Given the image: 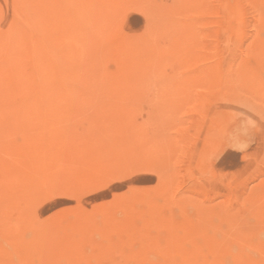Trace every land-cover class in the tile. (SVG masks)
I'll return each instance as SVG.
<instances>
[{
	"label": "rangeland",
	"instance_id": "1",
	"mask_svg": "<svg viewBox=\"0 0 264 264\" xmlns=\"http://www.w3.org/2000/svg\"><path fill=\"white\" fill-rule=\"evenodd\" d=\"M154 1L159 8H162L159 17L154 7L148 5L149 3L146 5V1L144 4L148 7L144 6L142 0H119V7L112 17L115 0H96V6L103 5L106 8L99 16L78 20L76 14L80 8L85 13L95 12L96 9L94 11L90 6L66 2L58 6L64 7L60 11L63 18L45 21L48 27L57 29V34H61L60 32L67 34L70 31L71 34H67V37L71 36L70 46L75 52H80V56L74 51L70 54L76 57L69 56L68 51V54L65 53L69 47L62 40L54 41L56 38L51 32L46 34L52 36L46 34L43 36L44 33H41L37 38L47 37L54 41L51 42V51L47 57L50 64L46 62L49 67L42 70L43 75L50 78L45 85L48 88L54 87L55 90L62 88L65 90L62 91L63 93H56L53 98L52 95L54 96L55 93L53 94L52 91V99L47 98L49 94L47 97L44 94L45 96L41 97L42 101L39 97L33 102L36 107L33 108V105L26 111L19 110L20 113L17 115H13L11 109L0 107V132H2L0 136V256L2 255L0 264H11V262L33 264L35 260H37L35 264H66L65 260L68 259L69 264L78 261V264L85 262L86 264H147L148 259L149 264H167V260L170 264H187L188 261L183 256L179 259V256L183 255L178 251L181 246L184 252L187 249L188 252L195 250V253L199 250L197 252L202 255L201 264H207L205 261H210L209 264H221L222 261L223 264L235 262L237 264L235 261L237 256L238 264L242 263L241 261L243 264L249 263L255 255L256 258L257 256L259 259L264 258L260 256L264 255V115H258L259 110V114H264V56L262 55L264 8L260 7L261 4L258 6L262 1ZM35 2L43 6L47 0L42 2L35 0ZM176 2L183 7L179 4H177L179 7H175ZM262 5L264 6V2ZM2 12L0 18L4 16V20L8 16L17 15L16 12H7V14H4L6 11ZM149 13L153 17H148ZM157 19L158 25L152 21ZM259 20L263 22L262 25ZM52 22H57V25ZM176 23L184 24L186 27L188 25V29L182 25V28L188 31L185 32L181 28L180 31L177 30L180 25ZM119 24L122 26L119 27ZM84 26H89L90 29ZM73 27L77 29L73 30L75 29ZM96 27L102 29L98 30L99 33L103 31L107 33L95 32ZM84 28L89 29L90 32ZM153 29L160 35L158 36ZM91 30H94V34ZM189 31L190 35L187 33ZM95 33L100 36V40ZM92 35L98 38H95L96 41L94 39L96 46L92 41L94 37H90ZM110 35L114 37L110 38ZM173 38L177 41L175 42L177 45L173 43ZM101 39L105 40V43ZM108 39L109 45L106 44ZM99 42L103 44L101 45L103 48L99 46ZM121 42L125 47L120 45ZM171 45L176 47L171 50ZM122 47L129 49L124 50ZM176 48L177 52H175ZM255 52L257 54H254ZM255 55L257 58L254 57ZM195 57L202 60L197 63L198 59ZM185 60L186 64H182ZM68 62L72 67H67ZM214 68L217 69L216 74L212 72ZM182 69L185 71L183 72ZM235 71L240 73L234 77ZM85 72L86 74L90 72V75L88 74L87 77ZM67 73L68 77L62 76ZM245 73L248 75L246 76ZM209 76L211 80L207 81ZM235 78L239 82H234ZM224 79L226 81L223 83ZM239 79L242 82L244 80L249 88L242 85ZM218 85L221 90L216 89ZM243 86L248 90L251 86L252 91L245 92ZM22 91L18 90L16 93L17 99L18 95L21 97L24 94ZM4 95L0 92L1 103L6 100L7 95ZM261 96H263L261 101L257 100ZM254 97L257 102L253 101ZM44 98L47 99L44 101ZM253 103L256 105L251 110ZM40 104L51 105L49 108L44 105V108ZM249 104L252 106L250 109L249 106L245 107ZM33 109L35 111H32ZM254 109L256 113L253 112ZM17 120L21 125H18L20 122ZM157 149L160 150L156 151ZM150 165L151 168H148ZM11 166L15 170L10 168ZM62 169L65 171L62 172ZM15 174L20 178L18 182H14ZM103 204L106 206L104 207ZM7 214L10 215L7 217ZM83 215L87 218L85 219ZM75 219L77 221L80 219L78 222L82 226L79 223L76 225ZM80 221L85 223L82 224ZM235 222L239 225L237 226ZM70 227L74 228L73 232ZM152 230L156 234L153 235ZM213 230L215 233L212 232ZM70 231L81 232L82 234L79 235L81 238L77 233L73 236ZM172 232H175L173 236H171ZM194 233L196 235H193ZM112 237L115 239L113 240ZM240 238L243 241L240 242ZM159 240L162 242L160 243ZM191 241L197 242L193 243L195 248ZM198 241H201L202 246ZM23 242L28 243L23 244ZM30 243L33 246L29 245L32 247L29 249L36 250L30 252L37 253L36 258L35 254L34 257L28 255L30 252L28 253L29 249L26 248ZM75 243H78V246ZM172 247L175 248L173 253ZM192 247L193 250H190ZM205 247H207L206 251ZM165 248L168 250L166 251ZM199 248L202 250L200 251ZM242 249L245 256L241 259ZM235 250L236 257H232ZM24 251L28 253L25 252L26 257ZM213 251L216 253L214 254ZM176 252L180 254H177L178 258ZM221 253L224 254L222 257ZM21 254L25 260L21 259L23 258ZM247 254L252 258L248 260ZM74 255L76 258H73ZM168 255L171 256V261ZM211 255L215 256L211 257ZM229 255L231 256L227 259ZM30 259L35 260L31 263ZM92 259L95 261L93 262ZM226 259H230L229 263ZM243 259L247 260V263H244Z\"/></svg>",
	"mask_w": 264,
	"mask_h": 264
},
{
	"label": "bare ground",
	"instance_id": "2",
	"mask_svg": "<svg viewBox=\"0 0 264 264\" xmlns=\"http://www.w3.org/2000/svg\"><path fill=\"white\" fill-rule=\"evenodd\" d=\"M40 1V0H39ZM43 0H41V2H42ZM128 1V0H127ZM143 1V4L145 3V1H146V5L148 4V5H150L151 7H154V9H155V11L157 12V14L156 15H158V14H160V13H162V8H159V5L157 4V2L156 1H154V0H142ZM160 1V0H159ZM183 1V0H182ZM197 1V0H196ZM252 1V0H251ZM254 1V0H253ZM259 1V0H258ZM262 1V3L264 2L263 0H261ZM66 2H74V3H77V4H80L81 6H90V7H92V10H94V9H96V11L95 12H84L83 11V9L81 10V8L78 10V13H77V11H75L77 14H76V18L78 19V20H82L81 18H84V17H86V18H89V17H92L93 16V18L95 17V16H99L102 12H104L105 10H106V8L102 5V6H96L97 4H96V0H54V1H52L51 0V2H48V0H47V3L45 4V5H43V6H41V5H39L37 2H35V0H0V12H2V11H6V13H4V14H7V12H9V13H12V12H16V16H13V15H11V16H8L5 20L3 19L4 18V16L3 17H1L0 18V27H1V29H0V92H1V94L3 95V94H5V95H7L6 96V100H4L3 101V103H1L2 105H0V107H2V108H8V109H11V110H13V111H11L12 113H13V115H17V113H20L19 112V110H24V111H26V109H30L33 105V108L34 107H36L35 106V104L33 103L35 100H38V98L39 99H41V97L44 95V94H46V97H47V94H49L48 95V97L47 98H49V99H52L53 97H55L56 96V93L58 94H60L62 91H64L65 89H56L55 90V88L54 87H47L46 85H45V83L47 84V82H48V78L49 77H47V76H45V74L43 75V73H42V70H44L46 67H47V63H49L50 64V61H49V58H47L48 57V55H49V52L51 51V46H52V44H51V42H54V41H59V40H62V42L65 44V45H67L69 48H67V49H69V50H66L65 51V53L68 51L69 52V56L71 55V56H75V55H72L73 54V51H74V53L76 54L77 52H75V50H74V48L73 47H71L70 46V44L72 43V41L71 40H69V38L71 37V36H69L68 35V37H67V34L68 33H70V31H68L67 29V31H68V33L67 34H65V33H63L62 34V32H60L61 34H57V29L55 28V27H48L47 25L48 24H45V21L47 20V19H52V18H59V20H60V17L61 18H63L62 16V13L60 12V11H62V9L61 8H64V7H58L59 6V4L61 3V4H63V3H66ZM114 2V1H113ZM130 2V1H129ZM192 2V1H191ZM195 2V1H194ZM118 3H119V0H115V5L113 6V9H112V17H113V14L114 13H116V10L118 9ZM262 3H259L258 4V6L260 5V7L262 6L263 8H264V6L262 5ZM69 4V3H68ZM106 4V3H105ZM124 4V3H123ZM127 4V3H126ZM177 4H179V2H176V6L175 7H179L180 5L183 7V5L182 4H179V6L177 5ZM70 6H71V4H69ZM145 4H144V6H146ZM208 5V4H207ZM73 6V5H72ZM76 6H78V5H76ZM95 6V7H94ZM108 6H109V4H108ZM124 6V5H123ZM129 7H130V5H128ZM132 6V5H131ZM149 6V7H150ZM137 7V6H136ZM146 7H148V6H146ZM182 7H180V9L182 10ZM259 7V8H260ZM261 7V8H262ZM67 8V7H66ZM65 8V9H66ZM127 8V7H126ZM198 8V7H197ZM164 9V8H163ZM192 9V8H191ZM202 9H205V8H202ZM109 10H111V9H109ZM153 10V9H152ZM176 10H177V8H176ZM208 10H209V6H208ZM258 10V9H257ZM259 10H261V9H259ZM11 11V12H10ZM149 11V10H148ZM151 11V10H150ZM160 11V12H159ZM174 11V10H173ZM178 12H179V10H177ZM206 11V10H205ZM210 11V10H209ZM209 11H208V15H209ZM264 11V10H263ZM68 12V11H67ZM70 12V11H69ZM72 12V11H71ZM129 13H130V11H128ZM136 12H138V10L136 11ZM140 12V11H139ZM147 11H145V13H146ZM155 12V13H156ZM159 12V13H158ZM3 13V12H2ZM73 13H74V11H73ZM92 13H94V14H92ZM195 13V12H194ZM91 14V15H90ZM121 14V13H120ZM124 14V13H123ZM150 14L151 13H149V16L148 17H153V15H151L150 16ZM154 14V13H153ZM187 14V13H186ZM189 14H191V13H189ZM264 14V13H263ZM65 15H67V14H65ZM118 15V14H117ZM147 15V14H146ZM206 15V14H205ZM120 16V15H119ZM160 15H158V17H159ZM167 16V15H166ZM104 17V16H103ZM107 17V16H106ZM116 17H118V16H116ZM122 17V16H121ZM156 17V16H155ZM70 18V17H69ZM73 18V17H72ZM72 18H70V19H72ZM86 18H84V20H86ZM107 18H110V16L109 17H107ZM119 18V17H118ZM138 18V17H137ZM157 18V17H156ZM155 18V19H156ZM183 18V17H182ZM186 18V17H185ZM256 18V17H255ZM66 19V18H65ZM69 19V20H70ZM102 19V18H101ZM149 19V18H148ZM152 19H154V18H152ZM162 19V18H161ZM171 19V18H170ZM192 19L193 18H191V21H192ZM257 19H259V17L257 18ZM15 20L17 21V22H15ZM54 20V19H53ZM52 20V21H53ZM57 20V19H56ZM76 20V19H75ZM75 20H73V21H75ZM77 20V21H78ZM83 20V21H84ZM87 20H89V19H87ZM115 20V19H114ZM137 20V19H136ZM164 20H165V17H164ZM168 20V19H167ZM194 20H196V19H194ZM62 21V20H61ZM76 21V22H77ZM139 21V20H138ZM154 23H157L156 25H158V19H157V21L156 20H152ZM166 21V20H165ZM179 22H180V19L178 20ZM184 21V20H183ZM183 21H182V23H183ZM186 21V20H185ZM258 21V20H257ZM48 22H49V20H48ZM51 22V21H50ZM54 22H55V20H54ZM54 22H52L53 24H56V23H54ZM59 22V21H58ZM71 22H72V20H71ZM91 22V21H90ZM101 22V21H100ZM99 22V23H100ZM170 22V21H169ZM168 22V23H169ZM188 22V21H187ZM186 22V23H187ZM259 22H260V25H262L261 23H263L262 21H260L259 20ZM259 22H258V24H259ZM61 23V22H60ZM116 23V22H115ZM114 23V24H115ZM117 23H119V22H117ZM116 23V24H117ZM154 23H152L153 25H155ZM161 23V22H160ZM160 23H159V25H160ZM171 23V22H170ZM185 23V22H184ZM185 23V24H186ZM191 23V22H190ZM65 24V23H64ZM78 24V23H77ZM101 24V23H100ZM99 24V25H100ZM107 24V23H106ZM178 26L180 25L179 23H176ZM188 24V23H187ZM257 24V25H258ZM57 25V24H56ZM56 25H54V26H56ZM61 25H63V24H61ZM66 25V24H65ZM68 25V24H67ZM75 25V24H74ZM171 25V24H170ZM182 25H184V24H181L180 26H179V28H177V30H179L180 28L182 29V30H184L183 28H182ZM188 25H190V24H188ZM188 25H187V27H186V25H184V27H186V29H188ZM207 25V24H206ZM264 25V24H263ZM76 26V25H75ZM80 25H78V27H79ZM86 26V25H85ZM84 26V27H85ZM91 26V25H90ZM98 26V25H97ZM114 26V28H115V25H113ZM120 26H122V24L120 25L119 24V27ZM150 26V25H149ZM152 26V25H151ZM177 26V27H178ZM191 26V25H190ZM189 26V27H190ZM195 26V25H194ZM193 26V22H192V27H194ZM259 26V25H258ZM57 27V26H56ZM61 27V26H60ZM80 27H82V26H80ZM89 26H87V27H85V28H88ZM107 27H108V25H107ZM111 27V26H110ZM109 27V28H110ZM157 27V26H156ZM167 27V26H166ZM170 27H172V26H170ZM174 27V26H173ZM200 27V26H199ZM209 27H211V26H209ZM68 28V27H67ZM70 28H72V26L70 27ZM73 28H75V27H73ZM84 28V29H85ZM92 29L94 28V26L93 27H91ZM98 27H96V29H97ZM102 28H103V26H102ZM108 28V30H111V29H109ZM113 28V29H114ZM154 28V27H153ZM159 28V27H158ZM77 28H75V29H73V30H76ZM79 29V28H78ZM89 29H90V27H89ZM89 29H85L86 31H89L90 32V30ZM103 29H105V27L103 28ZM107 29V28H106ZM164 29H165V25H164ZM167 29H169V27H167ZM180 29V30H181ZM185 29V30H186ZM199 29V28H198ZM65 30V29H64ZM95 30V29H94ZM94 30L92 31L91 30V32L94 34ZM99 29H97V30H95V32L96 31H98ZM100 30H102L101 28H100ZM99 30V31H100ZM153 30H155V29H153ZM157 30H159V29H157ZM179 30V31H180ZM184 30V31H185ZM190 30V29H189ZM255 30V29H254ZM99 31H98V33H99ZM167 31V30H166ZM171 31V30H170ZM186 31H188V30H186ZM185 31V32H186ZM209 31V30H208ZM214 31H215V29H214ZM48 32H51L52 34H53V36H54V38H56L54 41L52 40V39H47V37H44L43 39H40V38H37V36L38 35H40L41 33H44V34H42L43 36L46 34V33H48ZM64 32V31H63ZM88 32V33H89ZM104 32V31H103ZM103 32L102 33H99V34H103ZM106 33H107V31H105ZM104 32V33H105ZM154 32H156V34L159 36L160 35V33L158 32V31H154ZM158 32V33H157ZM182 32V31H181ZM180 32V33H181ZM91 33V34H92ZM118 33V32H117ZM130 33V32H129ZM150 33H152V30H151V32ZM164 33V32H163ZM162 33V34H163ZM184 33V32H183ZM182 33V34H183ZM189 35L191 34V32L189 31V32H187ZM186 33V34H187ZM209 33V32H208ZM71 34V33H70ZM90 34V33H89ZM88 34V35H89ZM90 34V35H91ZM96 34V36H98L97 35V33H95ZM109 34H110V32H109ZM108 34V35H109ZM114 34V33H113ZM112 34V35H113ZM116 34V33H115ZM155 34V33H154ZM155 34V35H156ZM165 34V33H164ZM200 34H202V33H200ZM214 34V33H213ZM72 35H74L73 34V32H72ZM107 35V37H109ZM112 35H110V38H111V36ZM121 35H123L122 33H121ZM126 35V34H125ZM124 35V36H125ZM151 35V34H150ZM184 35H185V33H184ZM258 35V34H257ZM46 36H52L51 34L50 35H47L46 34ZM95 35H92V36H90L91 38L92 37H94ZM158 36H157V38H158ZM187 36V35H186ZM39 37V36H38ZM99 37V39L98 38H96V37H94L93 38V42H94V39L96 38V39H98V40H100V36H98ZM102 37V36H101ZM104 38H105V34H104V36H103ZM112 37H114V36H112ZM119 37V36H118ZM133 37V36H132ZM151 37V36H150ZM42 38V37H41ZM109 38V39H110ZM175 38V37H174ZM174 38H173V43H177V41L176 40H174ZM191 38V37H190ZM190 38H186V39H190ZM193 38V37H192ZM197 37H195V39H196ZM96 39H95V41H96ZM108 39V40H109ZM132 39V38H131ZM149 39V38H148ZM181 39V38H180ZM202 39V38H201ZM102 40V39H101ZM108 40H106V44L107 45H109L110 44V40H109V43L107 42ZM112 40V39H111ZM192 40V39H191ZM206 40V39H205ZM228 40H229V38H228ZM227 40V41H228ZM260 40V39H259ZM88 41H91V40H88ZM102 41H104V43H105V40H102ZM119 41V40H118ZM127 41V40H126ZM132 41H133V39H132ZM151 41V40H150ZM155 41V40H154ZM153 41V42H154ZM172 41V40H171ZM226 41V42H227ZM205 42V41H204ZM211 42V41H210ZM230 42V41H229ZM259 42V41H258ZM97 43V42H96ZM103 43V42H102ZM136 43V42H135ZM156 43V42H155ZM172 43V45H174ZM175 43V44H176ZM190 43V42H189ZM214 43V42H213ZM51 44V45H50ZM94 44H95V42H94ZM93 44V45H94ZM106 44H105V46H106ZM129 44V43H128ZM130 44H131V42H130ZM191 44H192V42H191ZM260 44V43H259ZM92 45V46H93ZM98 45V44H97ZM101 45H103V44H100V42H99V46H101ZM120 45H124V44H122V42L120 43ZM170 46V47H172V49L171 50H173L176 46ZM177 45V44H176ZM179 45V44H178ZM190 45V44H189ZM212 45V44H211ZM233 45V44H232ZM94 46H96V44L94 45ZM131 46H132V44H131ZM135 46V45H134ZM153 46V45H152ZM157 46V45H156ZM208 46V45H207ZM102 47V46H101ZM120 47V46H119ZM124 47H125V45H124ZM174 47V48H173ZM178 47V46H177ZM179 47H180V45H179ZM188 47V46H187ZM192 47V46H191ZM71 48H73V50L71 49ZM103 48V47H102ZM123 48V47H122ZM127 48V47H126ZM126 48H123L124 50L126 49ZM156 48V47H155ZM169 48H168V50H169ZM106 50H107V48H105ZM114 49V48H113ZM127 49H129V48H127ZM158 49V48H157ZM162 49V48H161ZM216 49V48H215ZM254 49H256V48H254ZM253 49V50H254ZM55 50V49H54ZM53 50V51H54ZM110 50H112L111 48H110ZM131 50V49H130ZM170 50V51H171ZM176 51L175 52H177V48L175 49ZM179 50V49H178ZM252 50V51H253ZM257 50V49H256ZM52 51V52H53ZM62 51L64 52V49H62ZM104 51V50H103ZM164 51V50H163ZM210 51H211V49H210ZM209 51V52H210ZM51 52V53H52ZM68 52H67V54H68ZM112 52V51H111ZM114 52V51H113ZM112 52V53H113ZM120 52V51H119ZM126 52H127V50H126ZM254 52V51H253ZM256 52H258V51H256ZM254 53V54H257V53ZM70 53H72V54H70ZM79 53V54H78ZM77 54L80 56V52H78ZM121 53V52H120ZM129 53V52H128ZM164 53V52H163ZM163 53L161 54V55H163ZM204 53H206V52H204ZM261 53H262V51H261ZM260 53V54H261ZM264 53V52H263ZM262 53V55L264 56V54ZM55 54V53H54ZM119 54V53H118ZM178 54V53H177ZM189 54V53H188ZM207 54V53H206ZM252 54V53H251ZM254 54H252V55H254ZM106 55V54H105ZM122 55H123V53H122ZM166 55H167V52H166ZM244 55H245V53H244ZM65 56H66V54H65ZM109 56H111V55H109ZM121 56V55H120ZM190 56H192V55H190ZM197 57H198V55H196ZM201 56H202V54H201ZM76 57V56H75ZM74 57V58H75ZM163 58L165 57V56H162ZM207 57V56H206ZM255 58H257L256 57V55L254 56ZM113 58V57H112ZM148 58V57H147ZM163 58H162V60H163ZM185 59H187L186 57H184ZM190 58V57H189ZM188 58V59H189ZM196 58V57H195ZM262 58V57H261ZM110 59V58H109ZM196 59H198V58H196ZM47 60V61H46ZM120 60V59H119ZM181 60V59H180ZM189 60H191V58L189 59ZM188 60V61H189ZM195 60V59H194ZM202 60V59H201ZM200 59H198V60H196V62L197 63H199V61H201ZM255 60V59H254ZM262 60V59H261ZM122 61V60H121ZM258 61V60H257ZM47 62V63H46ZM118 62V61H117ZM237 62V61H236ZM252 62V61H251ZM70 62H68V64H69ZM186 64V60H185V62H183L182 64ZM192 63H194V62H192ZM203 63V62H202ZM67 64V67H72L71 66V64H69L68 65ZM122 64V63H121ZM134 64V63H133ZM191 64V63H190ZM107 65V64H106ZM120 65V64H119ZM119 65H117V66H119ZM194 65V64H193ZM245 65V64H244ZM189 66V65H188ZM197 66V65H196ZM49 67V66H48ZM48 67H47V69H48ZM183 67H185V66H183ZM182 67V68H183ZM193 67V66H192ZM205 67V66H204ZM207 67V66H206ZM211 67V66H210ZM83 68V67H82ZM132 68H134V67H132ZM189 68H190V66H189ZM201 68V67H200ZM199 68V69H200ZM217 68V67H216ZM216 68H214V69H212V72H213V74H216L217 72H216V70L218 69H216ZM237 68H239V67H237ZM241 68V67H240ZM206 69H208V68H206ZM245 69V68H244ZM248 69V68H247ZM67 70H68V68H67ZM70 70V69H69ZM68 70V71H69ZM134 70V69H133ZM183 70V69H182ZM187 70V69H186ZM236 70V69H235ZM241 69H238V71H240ZM249 70V69H248ZM71 71V70H70ZM85 71V70H84ZM185 70H183V72H184ZM205 71V69L203 68V72ZM237 71V70H236ZM236 71L234 72V77L236 76V75H238L239 73L237 72L236 73ZM250 71V70H249ZM249 71L247 72L246 71V73H249ZM66 72V71H65ZM116 72V71H115ZM211 72V71H210ZM241 72H242V70H241ZM186 73H187V71H186ZM198 73H200V71H198ZM220 73V72H219ZM245 73V74H246ZM255 73V72H254ZM89 75H90V72L88 73ZM88 74H86V72H85V75L87 76ZM110 74V73H109ZM112 74V73H111ZM116 74V73H115ZM206 74H207V72H206ZM210 73H208V75H209ZM213 74L211 75V76H213ZM231 74V73H230ZM230 74H229V79H230ZM253 74V73H252ZM47 75H49L50 76V74H47ZM65 75H67V77H68V73L67 74H64V75H62V76H64V77H66ZM84 75V76H85ZM88 75V76H89ZM113 75V74H112ZM112 75H110V76H112ZM117 75V74H116ZM208 75H207V77H208ZM248 74H246V76H247ZM85 76V77H86ZM87 76V77H88ZM95 76V75H94ZM184 76V75H183ZM220 76V75H219ZM241 76V75H240ZM239 76V78L241 79V77ZM251 76V75H250ZM63 77V78H64ZM86 77V78H87ZM107 77H109V76H107ZM113 77H114V75H113ZM238 77V76H237ZM204 78V77H203ZM211 77L209 76V78H208V80L207 81H209V80H211L210 79ZM215 78L217 79V76H215ZM227 78H228V76H227ZM232 78V77H231ZM244 78H247V77H244ZM252 78H254V77H252ZM226 79V78H225ZM224 79V81H223V83L226 81ZM239 79V80H240ZM49 80H50V78H49ZM113 80V79H112ZM116 80V79H115ZM176 80H178V78H176ZM181 80V79H180ZM179 80V81H180ZM222 80H223V78H222ZM231 80V79H230ZM235 80H236V78H235ZM53 81V80H52ZM170 81V80H169ZM203 81H204V79H203ZM220 81V80H219ZM229 81V80H228ZM175 82H177V81H175ZM183 82V81H182ZM189 81H187V83H188ZM216 82H217V80H216ZM234 82H239L238 81V79L236 80V81H234ZM240 82H242L241 80H240ZM247 82V81H246ZM253 82V81H252ZM210 83L212 84L213 82L212 81H210ZM220 83V82H219ZM218 83V84H219ZM227 83V82H226ZM230 83H232V82H230ZM214 84V83H213ZM232 84H234V83H232ZM259 84V83H258ZM257 84V85H258ZM215 85H216V83H215ZM226 85V84H225ZM225 85H222V86H225ZM238 85V84H237ZM241 87H242V85H245L246 87H248L246 84H245V82H244V80H243V82H242V85H241V83L239 84ZM253 85H254V83H253ZM256 84H255V86H257ZM221 86V85H220ZM240 86H239V88H240ZM228 87H230V86H228ZM227 87V88H228ZM238 87V86H237ZM244 88V86H243V88L244 89H246V91L245 92H247V88ZM53 89L54 88V90H51V89ZM223 88V87H222ZM226 88V87H225ZM225 88H224V90H225ZM236 88V87H235ZM238 88V89H239ZM249 88V87H248ZM260 88H262V87H260ZM216 89L218 90V89H220L219 88V85H218V87L216 86ZM244 89H243V91H244ZM255 89H257V87H255ZM18 90H20V91H22V93H24L21 97L18 95V99L16 98V96H17V94L16 93H18ZM216 90V91H217ZM221 90V89H220ZM229 90H230V88H229ZM232 90V89H231ZM237 90V89H236ZM52 91H54V92H52ZM226 91H228L227 89H226ZM239 91H241V90H239ZM251 92L252 90H251V86H250V90H248V92ZM51 92L54 94L55 93V95L53 96L52 95V98H51ZM69 92V91H68ZM20 93V92H19ZM63 93V92H62ZM243 93V92H242ZM253 93V92H252ZM254 93H255V91H254ZM253 93V94H254ZM258 93H259V91H258ZM65 94H67V93H65ZM228 94V93H227ZM249 94V93H248ZM4 95V96H5ZM252 95V94H251ZM250 95V96H251ZM261 95V94H260ZM264 95V94H263ZM45 96V95H44ZM43 96V97H44ZM232 96V95H231ZM234 97V96H233ZM232 97V98H233ZM251 97H253V96H251ZM250 97V98H251ZM262 97L263 96H261V98H258L257 100H260V99H262ZM5 98V97H4ZM47 98H44L43 100L45 101V99H47ZM232 98H229L230 100L232 99ZM236 98V97H235ZM244 98V97H243ZM236 99H238V98H236ZM264 99V98H263ZM239 100H241L242 101V99H239ZM248 101H249V99H247ZM41 101H42V99H41ZM47 101V100H46ZM238 101V100H237ZM236 101V102H237ZM244 101V103H246L245 102V100H243ZM253 101L255 102L256 101V98L254 97V99H253ZM261 101V100H260ZM36 102V101H35ZM49 102V101H48ZM235 102V101H234ZM257 102V101H256ZM45 103V102H44ZM47 103V102H46ZM238 103V102H237ZM236 103V104H237ZM243 103V102H242ZM258 103H259V101H258ZM257 103V104H258ZM254 104V106L252 107L250 104L249 105H247V106H245V107H247L248 108V106H249V109L251 108V110L255 107V103H253ZM37 105V104H36ZM40 105H42L44 108H45V106H47V104H40ZM49 105H51V104H49ZM49 105L47 106L48 108H49ZM259 105V104H258ZM41 106V107H42ZM53 106V105H52ZM241 106V105H240ZM237 107V106H236ZM244 107V106H243ZM261 107V106H260ZM36 109V108H35ZM52 109V108H51ZM255 109H257V110H259L258 108H255ZM255 109L253 110V112H255ZM46 110V109H45ZM50 110V109H49ZM256 110V111H257ZM262 110V109H261ZM30 111V110H29ZM32 111H35L34 109L32 110ZM32 111H30V112H32ZM38 111H40V109L38 110ZM37 111V112H38ZM47 111V110H46ZM249 111V110H248ZM264 111V110H263ZM8 112V111H7ZM22 112V111H21ZM5 113V112H4ZM28 113V112H27ZM26 113V114H27ZM33 113V112H32ZM256 113V112H255ZM259 113H260V110H259ZM258 113V115H264V114H259ZM31 114V113H30ZM22 115V114H21ZM22 117V116H21ZM25 117V116H24ZM24 117H22V118H24ZM263 117V116H262ZM1 118H3V117H1ZM8 118H9V116H8ZM14 118V117H13ZM18 118V117H17ZM7 119V118H6ZM18 119H20V118H18ZM21 121H22V119H20ZM2 121V120H1ZM4 121V120H3ZM13 121H14V119H13ZM29 121V120H28ZM17 122H20L19 120H17ZM27 122V121H26ZM1 123V122H0ZM3 123V122H2ZM15 124V123H14ZM13 124V125H14ZM21 125V122L20 123H18V125ZM42 124V123H41ZM40 124V125H41ZM2 125V124H1ZM28 125V124H27ZM15 126H17V124L15 125ZM30 126V125H29ZM32 126V125H31ZM37 126V125H36ZM6 127H7V122H6ZM9 127V126H8ZM14 127V126H13ZM22 127V126H21ZM2 128V127H1ZM17 128V127H16ZM3 129L4 130H6V128L3 126ZM13 129V128H12ZM8 130H11V129H8ZM2 131V130H1ZM6 132V131H5ZM1 134H0V136L2 135V132H0ZM5 136V135H4ZM9 136V135H8ZM3 140H5V139H3ZM244 140V139H243ZM163 140H161V142H162ZM160 142V143H161ZM165 142V141H164ZM163 142V143H164ZM246 144V143H245ZM161 145V144H160ZM163 145H165V143L163 144ZM12 146H14V145H12ZM157 146H158V144H157ZM13 148H16V147H13ZM163 148V147H162ZM161 148V149H162ZM158 150H160V149H157L156 151H158ZM13 151V150H12ZM14 153H15V151H14ZM38 153V152H37ZM36 153V154H37ZM38 156H39V154H37ZM35 158L37 157V156H34ZM145 157H147V156H145ZM37 163V162H36ZM41 164V163H40ZM37 165V164H36ZM43 165V164H42ZM42 165H41V167H42ZM50 166V165H49ZM17 167V166H16ZM15 167V168H16ZM19 167H21V166H19ZM40 167V168H41ZM43 167H46V166H43ZM47 167H48V165H47ZM65 167V166H64ZM63 167V168H64ZM10 168H12V169H14V167L13 166H11ZM148 168H151V165L148 167ZM7 169H9V167L7 168ZM7 169H4V170H7ZM65 169V168H64ZM15 170V169H14ZM16 170H18V169H16ZM46 170V169H45ZM61 170V169H60ZM68 170V169H67ZM69 170H70V168H69ZM68 170V171H69ZM10 171V170H9ZM41 171V170H40ZM63 171H65V170H63L62 169V172ZM71 171V170H70ZM111 171V170H110ZM109 171V172H110ZM114 171H115V169H114ZM6 172V171H5ZM4 172V173H5ZM7 172H8V170H7ZM11 172V171H10ZM72 172V171H71ZM115 172H117V171H115ZM9 173V172H8ZM36 173V172H35ZM105 172H103V174H104ZM113 173V172H112ZM13 174V173H12ZM115 174V173H114ZM61 175H62V173H61ZM92 175H94V174H92ZM10 176H11V174H10ZM35 176H37V175H35ZM62 176H64V175H62ZM96 176V175H95ZM12 177V176H11ZM5 178V177H4ZM8 178V177H7ZM14 178V182H18L19 181V177H17L16 176V174H15V176L13 177ZM41 178V177H40ZM43 178V177H42ZM41 178V179H42ZM64 178V177H63ZM106 178V177H105ZM27 179V178H26ZM91 179H93V177L91 178ZM100 179V178H99ZM103 179V178H102ZM28 180V179H27ZM26 180V181H27ZM36 180V179H35ZM40 181H42V180H40ZM101 183V182H100ZM4 185V184H3ZM7 185V184H6ZM13 185H15V184H13ZM11 186V185H10ZM43 187H44V185H43ZM45 191V190H44ZM68 194V193H67ZM71 195V194H70ZM67 196H69V194L67 195ZM66 196V197H67ZM122 197L123 196H121V199H122ZM127 197V196H126ZM69 198H71V197H69ZM116 198H118V197H116ZM67 199H68V197H67ZM128 199V198H127ZM52 200V199H51ZM114 200H115V198H114ZM116 200H118L119 201V199H116ZM128 201V200H127ZM102 204V203H101ZM98 205V204H97ZM96 205V206H97ZM111 205V204H110ZM101 206V205H100ZM103 206H104V204H103ZM106 206V205H105ZM104 206V207H105ZM103 207V208H104ZM99 208V207H98ZM16 209V208H15ZM104 209H106V208H104ZM109 209V208H108ZM36 210V209H35ZM100 210V209H99ZM98 210V211H99ZM96 212V209L95 210H93V212ZM107 211H109V210H107ZM20 212V211H19ZM94 212V213H95ZM102 212H103V210H102ZM101 212V213H102ZM22 213H24V212H22ZM93 213V214H94ZM214 213V212H213ZM3 214V213H2ZM12 214V213H11ZM103 214V213H102ZM101 214V215H102ZM106 214V213H105ZM117 214H118V212H117ZM210 214V213H209ZM10 215V214H9ZM8 214H7V217L9 216ZM36 215V214H35ZM86 215V214H85ZM89 215V214H88ZM97 215V214H96ZM157 215V214H156ZM212 215V214H211ZM84 216V215H83ZM90 216H91V214H90ZM89 216V217H90ZM94 216V215H93ZM103 216V215H102ZM215 216V215H214ZM225 216V215H224ZM231 215H229V217H230ZM2 217H4V215L2 216ZM6 217V216H5ZM31 217V216H30ZM217 217V216H216ZM227 217V216H226ZM232 217V216H231ZM9 218H11V217H9ZM79 218V217H78ZM77 218V219H78ZM83 217L81 216L80 217V219H82ZM84 218L86 219L87 217L86 216H84ZM103 218H105V217H103ZM109 218V217H108ZM113 218V217H112ZM209 218V217H208ZM214 218V217H213ZM235 218V217H234ZM1 219V218H0ZM79 219V220H80ZM94 219H95V217H94ZM76 220V219H75ZM78 220V221H79ZM90 221H91V219H89ZM101 220V219H100ZM202 220V219H201ZM214 220V219H213ZM216 220V219H215ZM214 220V221H215ZM8 221V220H7ZM77 220H76V222H74L76 225H78L77 223H79ZM83 221H84V219H83ZM109 221V220H108ZM117 221V220H116ZM229 221V220H228ZM227 221V222H228ZM233 220H231V222H232ZM237 221V220H236ZM43 222V221H42ZM81 222V221H80ZM98 222V221H97ZM205 222H207V221H205ZM210 222V221H209ZM212 222V221H211ZM215 222H217V221H215ZM219 222V221H218ZM231 222H228L229 224H232ZM44 223V222H43ZM47 223H49V221L47 222ZM82 223V222H81ZM83 223H85V222H83ZM82 223V224H83ZM103 223V222H102ZM113 223V222H112ZM203 223H204V220H203ZM222 223H224V221H222ZM236 223V222H235ZM6 224V223H5ZM10 224V223H9ZM32 224V223H31ZM75 224L73 225V226H75ZM80 224V223H79ZM98 224V223H97ZM116 224V223H115ZM210 224V223H209ZM237 224V223H236ZM27 225V224H26ZM57 225V224H56ZM81 225V224H80ZM80 225H79V228H80ZM204 225V224H203ZM206 225H207V223H206ZM222 225H224V224H222ZM227 225V224H226ZM239 224H237V226H238ZM257 225V224H256ZM7 226H11V225H8L7 224ZM19 226V225H18ZM58 226V225H57ZM60 226V225H59ZM82 226V225H81ZM168 226V225H167ZM200 226H202V225H200ZM237 226H235V227H237ZM242 226V225H241ZM244 226V225H243ZM33 227V226H32ZM63 227V226H62ZM76 228H77V226H75ZM108 227H109V225H108ZM169 227V226H168ZM203 227V226H202ZM202 227H199V228H202ZM212 227V226H211ZM219 227V226H218ZM221 227H223V226H221ZM225 227V226H224ZM18 228V227H17ZM81 228H84V227H81ZM177 228V227H176ZM206 228H207V226H206ZM209 228H210V226H209ZM234 228V227H233ZM10 229V228H9ZM70 229H72L71 227H70ZM74 229V228H73ZM73 229H72V232H73ZM106 229H108V228H106ZM194 229V228H193ZM222 229V228H221ZM40 230V229H39ZM68 230V229H67ZM82 230V229H81ZM87 230H88V228H87ZM171 230V229H170ZM179 230V229H178ZM201 230H203V229H201ZM204 230H205V228H204ZM208 230V229H207ZM207 230H205L206 232H207ZM218 230V229H217ZM124 231V230H123ZM174 231V230H173ZM175 231H177V229H175ZM219 231V230H218ZM221 231V230H220ZM59 232V231H58ZM71 231H70V233H72ZM89 232V231H88ZM119 232H120V230H119ZM152 232H153V230H152ZM168 233H170L169 231H167ZM208 232H209V230H208ZM210 232H211V230H210ZM212 232H214V230L212 231ZM222 232V231H221ZM237 232V231H236ZM235 232V233H236ZM68 233V232H67ZM75 233V232H74ZM74 233H72L73 234V236L75 235L76 236V233L74 234ZM94 233V232H93ZM96 233V232H95ZM164 233V232H163ZM175 233V232H174ZM173 232L171 233V236H173L172 234H174ZM177 233V232H176ZM196 233V232H195ZM193 234V235H196V234ZM200 233V232H199ZM215 233V232H214ZM262 233V232H261ZM66 234V233H65ZM78 235V237H80L79 235L80 234H82L81 232L80 233H77ZM86 234V233H85ZM97 234V233H96ZM99 234V233H98ZM111 234V233H110ZM124 234H125V232H124ZM154 234H156V232L154 233L153 232V235ZM159 234V233H158ZM167 233L165 232V235H166ZM198 234V233H197ZM205 234V233H204ZM209 234H211V233H209ZM213 234V233H212ZM218 234V233H217ZM251 234V233H250ZM259 234V233H258ZM263 234V233H262ZM47 235V234H46ZM84 235V234H83ZM108 235V234H107ZM112 235V234H111ZM141 235V234H140ZM151 235H152V233H151ZM152 235V236H153ZM164 235V234H163ZM49 236H51V235H49ZM82 236V235H81ZM87 235H85V237H86ZM110 236V235H109ZM175 236V235H174ZM259 236V235H258ZM263 236V235H262ZM60 237V236H59ZM72 237V236H71ZM77 237V238H78ZM89 237V236H88ZM98 237V236H97ZM111 237V236H110ZM114 237V236H113ZM113 237H112V239H113ZM166 237H167V235H166ZM165 237V238H166ZM220 237V236H219ZM264 237V236H263ZM56 238V237H55ZM61 238V237H60ZM81 238V237H80ZM120 238V237H119ZM160 238V237H159ZM172 238V237H171ZM170 238V239H171ZM197 238V237H196ZM256 239H257V237H255ZM254 238V239H255ZM82 239H84V237L82 236ZM107 239V238H106ZM106 239H102L103 241L105 240L106 241ZM115 239V238H114ZM113 239V240H114ZM161 239V238H160ZM241 239V238H240ZM35 240V239H34ZM47 240V239H46ZM59 240V239H58ZM67 240V239H66ZM71 240V239H70ZM79 240H81V239H79ZM97 240V239H96ZM101 240V241H102ZM112 240V241H113ZM123 240V239H122ZM139 240V239H138ZM219 240H220V238H219ZM218 240V241H219ZM236 240V239H235ZM247 240V239H246ZM245 240V241H246ZM252 240V239H251ZM25 241V240H24ZM36 241V240H35ZM53 241H55L54 240V238H53ZM52 241V242H53ZM57 241V240H56ZM82 241H84V240H82ZM119 241V240H118ZM161 240H159V242H160ZM202 241V240H201ZM200 241V242H201ZM241 241H243L242 239L240 240V242ZM244 241V243H246ZM16 242V241H15ZM39 242V241H38ZM51 242V241H50ZM59 242V241H58ZM63 242H64V240H63ZM96 242V241H95ZM162 242V241H161ZM160 242V243H161ZM175 242V241H174ZM192 242V241H191ZM194 242H196V241H194ZM194 242H192V244L194 243ZM199 242V241H198ZM199 242V243H200ZM210 242V241H209ZM215 242V241H214ZM237 242V241H236ZM24 243H28V242H23V244ZM35 243V242H34ZM55 243V242H54ZM74 243V242H73ZM97 243V242H96ZM138 243V242H137ZM166 243H169V242H166ZM165 243V244H166ZM172 243V242H171ZM197 243V242H196ZM195 243V244H196ZM211 243V242H210ZM13 244H15V243H13ZM18 244V243H17ZM59 244V243H58ZM61 244H63V243H61ZM78 244V243H77ZM76 243H75V245H77ZM99 244V243H98ZM107 244V243H106ZM135 244V243H134ZM232 244V247H234L233 246V243H231ZM32 245L31 243L30 244H27V247L28 248H26V249H29V248H32V247H30V246ZM56 245V244H55ZM82 245V244H81ZM120 245V244H119ZM131 245V244H130ZM137 245V244H136ZM136 245H134L135 247H136ZM164 245V244H163ZM194 245V244H193ZM197 245V244H196ZM200 245L202 246V243H200ZM237 245V244H236ZM33 246V245H32ZM78 246V245H77ZM76 246V247H77ZM80 246V245H79ZM83 246H85V245H83ZM159 246H160V244H159ZM255 246V245H254ZM254 246H253V248H254ZM23 247V246H22ZM26 247V246H25ZM44 247V246H43ZM56 247H58V246H56ZM55 247V248H56ZM61 247V246H60ZM65 247V246H64ZM130 247V246H129ZM134 247V248H135ZM182 248L180 249V250H178L181 254H183V255H181V256H179V259H180V257H184L188 262H187V264H201V260H202V255H200L198 252H199V250H197L196 251V253L194 252V251H190V252H188L189 251V249H187L186 250V252H184L182 249H184L183 248V246H181ZM204 247V246H203ZM203 247H202V249H203ZM210 247V246H209ZM236 247V246H235ZM251 247V246H250ZM35 249H36V246L34 247ZM42 248V247H41ZM85 248H87V247H85ZM179 248H180V246H179ZM178 248V249H179ZM194 248H195V245H194ZM197 248V247H196ZM207 247H205L204 248V250L206 249ZM219 248V247H218ZM237 248H238V245H237ZM237 248H234V249H237ZM242 248H243V246H242ZM25 249V248H24ZM44 249V248H43ZM60 249V248H59ZM58 249V250H59ZM65 249H66V247H65ZM77 249V248H76ZM88 249H89V246H88ZM97 249V248H96ZM125 249H126V247H125ZM128 249V248H127ZM166 249V251L168 250L167 248H165ZM175 249V248H174ZM173 247H172V253H173ZM193 250V247L192 248H190V250ZM200 249V251L202 250L201 248H199ZM229 249V248H228ZM233 249V250H234ZM252 249V248H251ZM257 249V248H256ZM61 250V249H60ZM79 250V249H78ZM81 250V249H80ZM90 250V249H89ZM155 250V249H154ZM209 250H211V249H208V251ZM244 249H242V252H241V255H242V257H241V259L243 258V256H245L244 255V251H243ZM248 250H250V249H248ZM30 251H36V250H31V249H29V251H28V253L30 252ZM39 250L37 249V252H38ZM72 251V250H71ZM88 251V250H87ZM94 251V250H93ZM96 251V250H95ZM126 251V250H125ZM124 251V252H125ZM128 251V250H127ZM175 251V250H174ZM206 251V250H205ZM217 251V250H216ZM237 251H239V250H237ZM26 251H24V255H25V257H26V253H25ZM90 252V251H89ZM214 252V254L216 253L215 251H213ZM231 252V251H230ZM249 252H252L251 250L249 251ZM248 252V253H249ZM258 252H260V251H258ZM262 252V251H261ZM1 253V252H0ZM27 253V254H28ZM33 253V252H32ZM41 253V252H40ZM66 253H67V251H66ZM70 253V252H69ZM72 253H73V251H72ZM88 253V252H87ZM93 253V252H92ZM95 253V252H94ZM127 253V252H126ZM131 253V252H130ZM153 253V252H152ZM155 253V252H154ZM164 253V252H163ZM211 253V252H210ZM235 253H236V250H235V252L233 251V256L232 257H236V255H235ZM22 254H23V252H22ZM22 254H21V257H23L22 256ZM36 256H35V258L38 256V254L37 253H34ZM34 254H31V252L28 254V255H30V257H31V255H32V257H34ZM48 254V253H47ZM57 254V253H56ZM79 254V253H78ZM105 254V253H104ZM147 254V253H146ZM150 254V253H149ZM178 254V252H176V255ZM212 254V253H211ZM223 253H221V257L224 255H222ZM225 254H226V252H225ZM230 254V253H229ZM246 254V253H245ZM27 255V256H28ZM45 255V254H44ZM65 255V254H64ZM120 255H121V253H120ZM127 255V254H126ZM143 256H144V254H142ZM157 255V254H156ZM161 255V254H160ZM164 255V254H163ZM178 255H180V254H178ZM178 255L176 256V258H178ZM237 255H239V253L237 254ZM248 255V254H247ZM246 255V256H247ZM249 255H252V254H250L249 253ZM249 255H248V260L249 259H251L250 257H249ZM2 256V255H1ZM0 256V257H1ZM7 256V255H6ZM49 256V255H48ZM53 256H55V255H53ZM85 256V255H84ZM138 256V255H137ZM151 256H153L152 254H151ZM158 256H159V254H158ZM169 256V261H171V256L170 255H168ZM212 256H215V255H211V257ZM230 256L231 255H229V257H227V259L228 258H230ZM253 256H254V254H253ZM260 256H262V257H264V255H260ZM259 256V257H260ZM5 257V256H4ZM50 257V256H49ZM75 257V255L73 256V258ZM78 257V256H77ZM83 257V256H82ZM115 257V256H114ZM120 257V256H119ZM126 257V256H125ZM134 257H136V256H134ZM142 257V256H141ZM154 257V256H153ZM153 257H152V259H153ZM157 257V256H156ZM162 257V256H161ZM182 257V258H183ZM206 257L208 258V254L206 255ZM239 257H240V255H239ZM255 258L254 259H252V260H250L249 261V263H247V260L245 261V259H247V257L245 258V259H243L244 260V263L246 262L247 264H264V258H258V256H257V258H256V255L254 256ZM6 258V257H5ZM4 258V259H5ZM28 258V257H27ZM42 258V257H41ZM76 258V257H75ZM84 258V257H83ZM87 258V257H86ZM98 258V257H97ZM97 258H95V259H97ZM130 258H131V256H130ZM145 258V257H144ZM160 258V257H159ZM181 258V259H182ZM210 258V257H209ZM224 258V257H223ZM2 259H3V257H2ZM20 259V258H19ZM21 259H24V257L23 258H21ZM49 259V258H48ZM61 259V258H60ZM95 259H92L93 260V262L95 261ZM117 260H118V258H116ZM127 260H129L128 258H126ZM163 259V258H162ZM167 259V258H166ZM179 259L177 260L176 259V261H179ZM220 259H222V258H220ZM226 259V260H227ZM238 256H237V258L235 259V261H237V264H238ZM0 260H1V258H0ZM25 260V259H24ZM24 260H23V262H24ZM33 260H35V259H33ZM31 261V259H30V261H31V263L32 262H34V261ZM39 260V259H38ZM47 260V259H46ZM69 260V259H68ZM68 260H65V261H67L66 262V264H69L68 263ZM73 261H75L74 259H72ZM77 260H79V258H77ZM88 260V259H87ZM126 260V261H127ZM140 260H142V258L140 259ZM173 260V259H172ZM223 260V259H222ZM230 260V259H229ZM229 260H227L228 261V263H229ZM21 261V260H20ZM37 260H35V262H36ZM62 261H63V259H62ZM72 261V262H73ZM80 261H82L83 262V260L82 259H80ZM84 261H85V259H84ZM134 261V260H133ZM136 261V260H135ZM148 261H150L149 259L147 260V264H149L148 263ZM153 261V260H152ZM156 261V260H155ZM158 261H160V260H158ZM162 261V260H161ZM163 261H165V260H163ZM239 261H240V259H239ZM35 262L33 263V264H35ZM40 262V261H39ZM102 262V261H101ZM107 262V260L105 261V263ZM116 262V261H115ZM175 262V261H174ZM219 261H217V263H218ZM223 262V261H222ZM221 262V264H223ZM230 262H232V261H230ZM242 263H239V264H243V261H241ZM3 263V262H2ZM15 263H17V262H15ZM63 263V262H62ZM65 263V262H64ZM71 263V262H70ZM79 263V261L77 262V263H75V262H73L72 264H78ZM84 263V262H83ZM127 263V262H126ZM134 263V262H133ZM136 263V262H135ZM156 263H157V261H156ZM167 264H170V262H168V260H167V262H166ZM178 263V262H177ZM184 263V262H183ZM205 263H207V264H209L210 263V261L209 262H206L205 261ZM212 263H213V261H212ZM233 263V262H232ZM236 263V262H235ZM235 263H233V264H235ZM5 264H7V263H5ZM11 264H12V262H11ZM19 264V263H18ZM21 264H24V263H22L21 262ZM40 264V263H39ZM49 264V263H48ZM85 264H86V262H85ZM89 264V263H88ZM92 264V263H91ZM95 264V263H94ZM102 264V263H101ZM108 264V263H107ZM160 264H162V263H160ZM181 264V263H180ZM186 264V263H185ZM219 264V263H218ZM225 264V263H224ZM231 264V263H230Z\"/></svg>",
	"mask_w": 264,
	"mask_h": 264
}]
</instances>
